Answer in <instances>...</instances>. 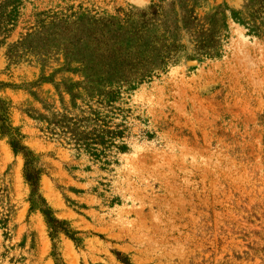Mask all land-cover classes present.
Masks as SVG:
<instances>
[{
    "label": "rangeland",
    "instance_id": "obj_1",
    "mask_svg": "<svg viewBox=\"0 0 264 264\" xmlns=\"http://www.w3.org/2000/svg\"><path fill=\"white\" fill-rule=\"evenodd\" d=\"M158 4L154 21L133 25L147 51L139 67L153 71L132 83L109 77L112 104L86 97L101 88L95 79L72 101L85 75L66 71L58 49L9 61L0 46L12 127L0 132V264H264V0H22L8 42L34 12L137 19ZM152 35L162 41L150 51ZM13 136L33 152L39 192L77 244L52 239L31 209ZM74 136H86L81 147Z\"/></svg>",
    "mask_w": 264,
    "mask_h": 264
},
{
    "label": "trees",
    "instance_id": "obj_2",
    "mask_svg": "<svg viewBox=\"0 0 264 264\" xmlns=\"http://www.w3.org/2000/svg\"><path fill=\"white\" fill-rule=\"evenodd\" d=\"M21 4L22 0H0V46L6 45L5 54L9 61H18L22 58V51L26 50L41 59L49 55L52 48L58 49L64 58L66 71L85 75L84 80H77L71 85L72 101L82 97V93L78 91L83 90L81 86H87L89 81L95 79L102 86L96 93L84 90L86 97H97L104 103L112 104L119 96V89L106 85L109 77H114L116 81L132 83L134 80L147 78L153 71L147 63L139 67L146 58L147 51L145 45L144 49H141V33L133 25L135 22L142 24L154 21L159 15L161 4L151 5L140 12L137 19L130 13H124L123 17L117 14L106 18L81 7L34 12L33 21L25 27L26 31L20 33L15 41L8 42L19 20ZM160 41L162 39L152 35L147 48L149 47L150 51L155 50L156 43ZM161 63L160 61L158 64ZM2 110L3 102L0 100V132L9 134L12 127L5 124ZM60 117L56 122L65 127L68 119L64 113H61ZM53 123L49 121L48 125ZM102 132L103 138L102 135H97L102 142L106 133L112 134L107 129ZM85 139L86 136L72 138L78 147L82 146L81 141ZM8 144L15 154H21L24 158L23 176L30 187L31 209H39L42 213L50 237L54 239L63 233L77 244L79 239L75 236L76 231L70 228L66 220L54 216L52 208L39 192L41 173L33 163V152L14 136Z\"/></svg>",
    "mask_w": 264,
    "mask_h": 264
}]
</instances>
